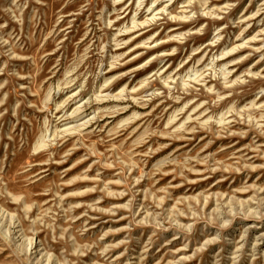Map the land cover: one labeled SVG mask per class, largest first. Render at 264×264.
I'll return each mask as SVG.
<instances>
[{
  "label": "rangeland",
  "instance_id": "1",
  "mask_svg": "<svg viewBox=\"0 0 264 264\" xmlns=\"http://www.w3.org/2000/svg\"><path fill=\"white\" fill-rule=\"evenodd\" d=\"M0 264H264V0H0Z\"/></svg>",
  "mask_w": 264,
  "mask_h": 264
},
{
  "label": "bare ground",
  "instance_id": "2",
  "mask_svg": "<svg viewBox=\"0 0 264 264\" xmlns=\"http://www.w3.org/2000/svg\"><path fill=\"white\" fill-rule=\"evenodd\" d=\"M155 9V8H154ZM153 9V10H154ZM148 10H150V9H148ZM153 10L150 12V14L153 12ZM140 15L141 14H143V12H140L139 13ZM142 24H144V22H142V23H139V22H134V25H133V28H136V27H138V26H141ZM149 31V30H148ZM244 43V42H243ZM230 51V50H229ZM102 94V93H101ZM72 115V114H71ZM86 124V123H85Z\"/></svg>",
  "mask_w": 264,
  "mask_h": 264
}]
</instances>
